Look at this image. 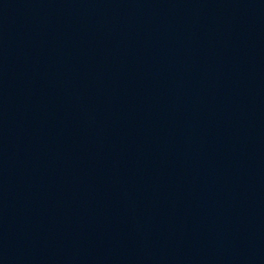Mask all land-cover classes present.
Masks as SVG:
<instances>
[{"label":"water","instance_id":"1","mask_svg":"<svg viewBox=\"0 0 264 264\" xmlns=\"http://www.w3.org/2000/svg\"><path fill=\"white\" fill-rule=\"evenodd\" d=\"M0 264H264V0H0Z\"/></svg>","mask_w":264,"mask_h":264}]
</instances>
